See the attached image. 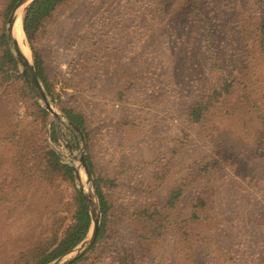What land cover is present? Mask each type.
Here are the masks:
<instances>
[{
  "label": "rangeland",
  "instance_id": "rangeland-1",
  "mask_svg": "<svg viewBox=\"0 0 264 264\" xmlns=\"http://www.w3.org/2000/svg\"><path fill=\"white\" fill-rule=\"evenodd\" d=\"M260 1L173 0L158 5L156 0H72L46 24L36 47L60 95L58 105L48 96L51 106L65 123L70 120L61 104L85 118L90 134L88 142L81 131L85 158L92 161L104 181L103 192L120 215L113 219L112 205L110 230L84 264H113V239L129 240L127 230L136 225L127 219L130 212L143 206L147 194L158 191L161 196L178 182L182 167L200 148L195 133L201 130L185 122L183 106L218 73L215 62L237 53L239 18L257 22L256 7L257 13L264 11ZM4 8L5 0H0V29L4 26L6 31L9 16L4 23ZM26 42L29 47L27 38ZM89 51L98 52L97 60H83ZM247 56L246 84L255 109L239 105L230 116L213 112L205 124L216 129L212 140L230 142L241 155L235 163L240 179L231 177L224 183L216 213L228 217L229 235L241 233L244 256L261 264L264 51L251 41ZM18 66L24 80L19 62ZM35 102L43 108L30 89L0 72V264L31 261L38 246L49 247L70 223L67 203L72 187L64 178L55 183L44 178L39 164L45 146L64 163L77 164L68 145L76 157L83 142L47 110L49 117L43 122ZM52 124L57 144L51 139ZM185 126L192 128L190 141L180 147L179 128ZM81 176L85 182L83 171ZM73 186L78 190L75 178Z\"/></svg>",
  "mask_w": 264,
  "mask_h": 264
},
{
  "label": "trees",
  "instance_id": "trees-1",
  "mask_svg": "<svg viewBox=\"0 0 264 264\" xmlns=\"http://www.w3.org/2000/svg\"><path fill=\"white\" fill-rule=\"evenodd\" d=\"M17 1L5 0L4 23ZM71 1L34 0L26 7L22 18L23 31L32 52L37 77L51 102L56 105L60 95L55 90V83L47 72L36 42L54 14ZM156 1L158 5H165L173 0ZM259 5L264 6V0H261ZM258 9L259 7H256L257 22L250 21L246 16L239 18L240 23L237 24L235 33L239 40L234 57L225 62H215L218 73L212 75L210 82L202 85L195 98L183 106L185 122L190 126H198L201 130L195 133L200 148L194 152L191 161L184 164L178 174V182L171 189L162 191L161 196L158 191L153 195L147 194L143 206L130 212L127 219L136 225L133 231L132 228L127 230L131 234L129 240L125 239L120 243L113 239V264H253L251 255L245 257L242 252L244 239L241 233L237 231L229 235L225 227L230 225L228 217L218 216L216 213V207L220 206L218 197L224 183L231 177L240 179L236 178L238 176L235 163L241 155L230 142L212 140L216 129H213V126L206 127L205 123L206 118L213 112L230 116L240 110L239 105L250 110L255 109V105L251 104V94L247 90L245 71L248 65L245 63L248 60L251 41L253 45L257 43V47L264 51V11L259 10L257 13ZM87 46L90 47L88 42ZM95 55H98V52L89 51L83 56V60H97ZM0 72L7 78L18 80L22 87L29 91L19 74L18 62L8 45L4 26L0 29ZM30 98L33 99L31 94ZM35 105L42 121L46 123L49 113L37 102ZM59 108L63 115L84 133L89 142L90 134L82 114L63 104ZM190 130L192 131V128L189 126L179 128L181 138L178 141L182 142L180 147L186 146L190 141ZM51 139L55 144L58 143L54 124L51 125ZM86 162L94 176L102 220L96 241L89 252L71 264H84L88 254L97 250V243L110 230L112 205L113 219L116 215L120 217L114 211V204L103 192V179L96 175L90 158L87 157ZM39 167L44 178L53 183L59 178H64L72 187L70 202L67 203L70 207V223L49 247L38 246L34 250L33 259L24 264H47L66 254L86 236L91 225L86 201L73 186V168L64 163L48 146H45L41 153ZM164 172L163 170L162 174ZM160 174L159 172L157 176ZM251 175L253 179L256 178L255 173L251 172Z\"/></svg>",
  "mask_w": 264,
  "mask_h": 264
},
{
  "label": "water",
  "instance_id": "water-1",
  "mask_svg": "<svg viewBox=\"0 0 264 264\" xmlns=\"http://www.w3.org/2000/svg\"><path fill=\"white\" fill-rule=\"evenodd\" d=\"M32 1L34 0H18L15 3L13 9L10 12L9 18L7 20V27H6L5 34L7 37L8 45L21 66V69H22L21 74L24 80L26 81L29 89L33 93L34 97L41 104V106L45 110H47L53 116V118H55V120H57V122L69 128L72 132L74 131L77 132L81 136V139L83 142V148L79 156L75 157L72 155V147L70 145H68V150H69L70 156L75 161H77V164L75 162H71V167L73 168V174L76 180V184L78 186V191L82 194V196L84 197L86 201V204L89 210L90 219H91V225H90L89 231L87 232L86 236L74 248H72L66 254L47 263V264H71L75 260L79 259L87 250H89L90 247L96 241L99 228H100L101 210H100V204H99V200L97 197V193L94 187L93 176H92L89 166L87 165L85 153L83 151L85 138L81 130L76 125H74L71 121H67V123H65L62 120L61 116H59V114H57L53 110L49 97L37 77V73H36V70L32 62L29 61L26 58V56L23 54L21 47L19 46V43L17 42L13 34V28H14L15 22L17 21L20 11L22 9H25ZM81 171H83L86 176L85 183L88 185L90 194L85 193L83 190V187L80 184ZM92 204H93V207H92Z\"/></svg>",
  "mask_w": 264,
  "mask_h": 264
},
{
  "label": "bare ground",
  "instance_id": "bare-ground-1",
  "mask_svg": "<svg viewBox=\"0 0 264 264\" xmlns=\"http://www.w3.org/2000/svg\"><path fill=\"white\" fill-rule=\"evenodd\" d=\"M24 9H22L19 13V16L17 18V21L15 22L14 28H13V34L19 43V46L21 47V50L23 54L26 56V58L30 61L31 54L29 47L27 46L25 34L23 31V24H22V18H23ZM81 186L83 187V190L85 193L90 194V190L88 188V185L84 182L83 177L81 176ZM93 207V204H92Z\"/></svg>",
  "mask_w": 264,
  "mask_h": 264
}]
</instances>
